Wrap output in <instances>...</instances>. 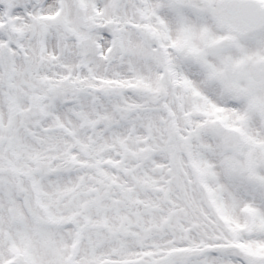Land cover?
<instances>
[{
  "label": "snow or ice",
  "instance_id": "obj_1",
  "mask_svg": "<svg viewBox=\"0 0 264 264\" xmlns=\"http://www.w3.org/2000/svg\"><path fill=\"white\" fill-rule=\"evenodd\" d=\"M0 264H264V0H0Z\"/></svg>",
  "mask_w": 264,
  "mask_h": 264
}]
</instances>
